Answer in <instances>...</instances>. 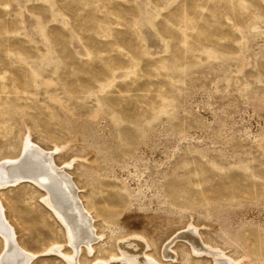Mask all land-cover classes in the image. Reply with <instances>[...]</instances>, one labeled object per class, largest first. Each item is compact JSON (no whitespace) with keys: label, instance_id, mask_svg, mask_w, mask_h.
Wrapping results in <instances>:
<instances>
[{"label":"rangeland","instance_id":"374dc122","mask_svg":"<svg viewBox=\"0 0 264 264\" xmlns=\"http://www.w3.org/2000/svg\"><path fill=\"white\" fill-rule=\"evenodd\" d=\"M26 142L93 217L83 260L192 223L236 264H264V0H0V162ZM46 196L0 190L26 251L71 256ZM176 248L171 264H209Z\"/></svg>","mask_w":264,"mask_h":264},{"label":"bare ground","instance_id":"6f19581e","mask_svg":"<svg viewBox=\"0 0 264 264\" xmlns=\"http://www.w3.org/2000/svg\"><path fill=\"white\" fill-rule=\"evenodd\" d=\"M50 157L42 149L26 142L18 159L0 162V190L22 182H28L45 190L47 196L43 201L47 206H50L52 213L65 226L67 242L72 248L73 254L71 256L64 254L61 249L62 244L52 245L38 253L26 251L20 245L16 229L8 220L6 207L0 198V238L3 243L0 264H28L32 263L39 254L48 252L59 254L65 259V264H92L93 260L85 261L79 253L80 251L90 253L94 250L95 244L101 236L95 230L92 215L83 201L79 199L80 196L76 191L77 185L65 174L64 167H55ZM189 226L191 230L174 231L161 239L159 246L149 241L144 235L134 234L119 239L115 245L117 254L112 255L109 259H99L97 263L171 264L179 259L177 244L190 254L206 256L209 264L237 263L221 249L209 246L196 226L192 223ZM165 242L166 244H164ZM151 246L154 250L157 249L159 260L150 253Z\"/></svg>","mask_w":264,"mask_h":264}]
</instances>
